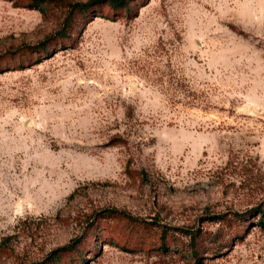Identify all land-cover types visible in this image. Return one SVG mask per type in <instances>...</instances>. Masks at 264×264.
Segmentation results:
<instances>
[{
  "label": "rangeland",
  "instance_id": "obj_1",
  "mask_svg": "<svg viewBox=\"0 0 264 264\" xmlns=\"http://www.w3.org/2000/svg\"><path fill=\"white\" fill-rule=\"evenodd\" d=\"M27 1L0 0V264H264L234 219L264 208V0L100 5L63 37L86 0Z\"/></svg>",
  "mask_w": 264,
  "mask_h": 264
},
{
  "label": "trees",
  "instance_id": "obj_2",
  "mask_svg": "<svg viewBox=\"0 0 264 264\" xmlns=\"http://www.w3.org/2000/svg\"><path fill=\"white\" fill-rule=\"evenodd\" d=\"M13 3H16V0H10ZM47 0H28L24 7L36 9L39 12H43V6L45 5ZM128 0H86L84 2H73L71 4L67 5V15L62 21L61 28L57 31H55L50 37H63L65 36L64 29L67 28L70 24L68 23V15L72 12H86L90 11L92 16H97L99 12V6L105 5L110 8H121L125 7L127 5ZM48 39V38H47ZM46 39L39 43L38 45L41 46V51L45 49ZM38 48V46L36 47ZM40 61V58H36L32 64L38 63ZM19 68L23 67L21 64L18 65ZM214 220V218H209V220ZM217 221H222V216L217 215L215 218ZM234 219L243 221L244 219L248 220V225L252 227H257L259 229H264V208L262 206V203L259 202L258 204H255L254 206H251L247 209H245L242 212L234 213ZM190 232H186V235L189 238V243L191 247V252L195 254L194 245L197 241L196 238H198L201 234L200 231L197 229L196 231L188 230ZM163 233V232H162ZM164 234V233H163ZM162 239V246H164V236L161 235ZM76 245L75 240H71L68 243L55 248L51 251L50 254H52V257L50 259L54 260L57 259L61 253L67 252L71 250ZM31 264H40V263H31Z\"/></svg>",
  "mask_w": 264,
  "mask_h": 264
}]
</instances>
